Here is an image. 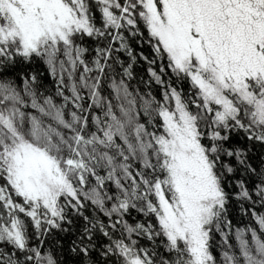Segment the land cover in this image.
Listing matches in <instances>:
<instances>
[{
  "label": "snow or ice",
  "instance_id": "6c2138e0",
  "mask_svg": "<svg viewBox=\"0 0 264 264\" xmlns=\"http://www.w3.org/2000/svg\"><path fill=\"white\" fill-rule=\"evenodd\" d=\"M0 264H264V0H0Z\"/></svg>",
  "mask_w": 264,
  "mask_h": 264
},
{
  "label": "trees",
  "instance_id": "16d2710c",
  "mask_svg": "<svg viewBox=\"0 0 264 264\" xmlns=\"http://www.w3.org/2000/svg\"><path fill=\"white\" fill-rule=\"evenodd\" d=\"M132 48L135 50V52L137 53V63L133 66V74H134V79L131 81V84L133 85V87H140L142 89H147L148 87H150L152 89V91L159 96V86L155 84L154 81L151 82V84H146V82L150 81V76L148 74V67L149 65L143 61L139 59L138 54L142 51L144 53V55H147L149 57H151V49L147 44H144L143 46L133 42L132 43ZM123 59L125 60V62L128 61V58L125 56L123 57ZM41 71H44L43 66L40 67ZM49 86H51V82L48 81ZM249 223V220L247 218L239 220L238 222V226L243 227L246 224Z\"/></svg>",
  "mask_w": 264,
  "mask_h": 264
}]
</instances>
